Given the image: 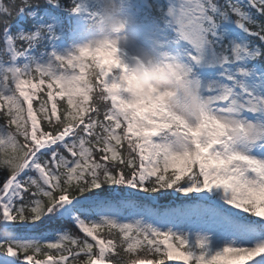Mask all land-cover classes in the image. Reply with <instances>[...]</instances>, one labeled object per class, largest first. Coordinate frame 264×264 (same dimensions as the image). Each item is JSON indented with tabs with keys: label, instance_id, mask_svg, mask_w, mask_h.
<instances>
[{
	"label": "snow or ice",
	"instance_id": "6c2138e0",
	"mask_svg": "<svg viewBox=\"0 0 264 264\" xmlns=\"http://www.w3.org/2000/svg\"><path fill=\"white\" fill-rule=\"evenodd\" d=\"M0 264H264V0H0Z\"/></svg>",
	"mask_w": 264,
	"mask_h": 264
},
{
	"label": "trees",
	"instance_id": "16d2710c",
	"mask_svg": "<svg viewBox=\"0 0 264 264\" xmlns=\"http://www.w3.org/2000/svg\"><path fill=\"white\" fill-rule=\"evenodd\" d=\"M5 2H7V0H5Z\"/></svg>",
	"mask_w": 264,
	"mask_h": 264
}]
</instances>
